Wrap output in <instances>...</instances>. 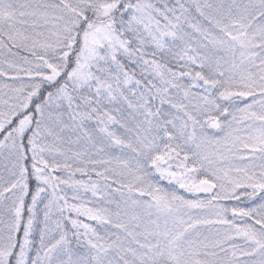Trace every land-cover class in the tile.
<instances>
[{"label":"snow or ice","instance_id":"snow-or-ice-1","mask_svg":"<svg viewBox=\"0 0 264 264\" xmlns=\"http://www.w3.org/2000/svg\"><path fill=\"white\" fill-rule=\"evenodd\" d=\"M0 264H264V0H0Z\"/></svg>","mask_w":264,"mask_h":264}]
</instances>
